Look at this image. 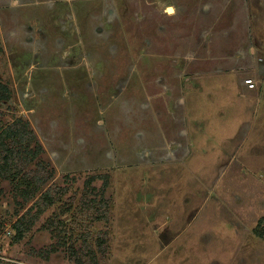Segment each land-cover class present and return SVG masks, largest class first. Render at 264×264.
Listing matches in <instances>:
<instances>
[{
    "label": "rangeland",
    "instance_id": "rangeland-1",
    "mask_svg": "<svg viewBox=\"0 0 264 264\" xmlns=\"http://www.w3.org/2000/svg\"><path fill=\"white\" fill-rule=\"evenodd\" d=\"M0 82V264H264V0H0Z\"/></svg>",
    "mask_w": 264,
    "mask_h": 264
},
{
    "label": "trees",
    "instance_id": "trees-1",
    "mask_svg": "<svg viewBox=\"0 0 264 264\" xmlns=\"http://www.w3.org/2000/svg\"><path fill=\"white\" fill-rule=\"evenodd\" d=\"M8 89L0 82V102L8 99ZM35 133L27 121L16 120L3 125L0 120V175L13 182L16 192L30 205L12 222V239L18 241L30 229L43 209L53 202L51 188L45 187V179L39 170L27 173L23 164L33 161L41 146L33 147ZM37 192L40 194L37 196Z\"/></svg>",
    "mask_w": 264,
    "mask_h": 264
},
{
    "label": "built area",
    "instance_id": "built-area-1",
    "mask_svg": "<svg viewBox=\"0 0 264 264\" xmlns=\"http://www.w3.org/2000/svg\"><path fill=\"white\" fill-rule=\"evenodd\" d=\"M245 82L249 85V86H253L254 83L252 82V79L248 78L245 80Z\"/></svg>",
    "mask_w": 264,
    "mask_h": 264
},
{
    "label": "bare ground",
    "instance_id": "bare-ground-1",
    "mask_svg": "<svg viewBox=\"0 0 264 264\" xmlns=\"http://www.w3.org/2000/svg\"><path fill=\"white\" fill-rule=\"evenodd\" d=\"M173 8L169 7L168 10L171 11Z\"/></svg>",
    "mask_w": 264,
    "mask_h": 264
}]
</instances>
